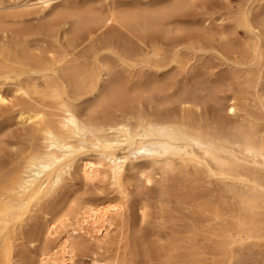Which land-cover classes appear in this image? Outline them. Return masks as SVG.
<instances>
[{
    "label": "bare ground",
    "instance_id": "bare-ground-1",
    "mask_svg": "<svg viewBox=\"0 0 264 264\" xmlns=\"http://www.w3.org/2000/svg\"><path fill=\"white\" fill-rule=\"evenodd\" d=\"M128 167L161 182L151 235L125 201L47 217L76 169L126 199ZM38 211L36 264H77L80 236L93 264L140 242L152 264H264V0H0V264Z\"/></svg>",
    "mask_w": 264,
    "mask_h": 264
},
{
    "label": "rangeland",
    "instance_id": "rangeland-1",
    "mask_svg": "<svg viewBox=\"0 0 264 264\" xmlns=\"http://www.w3.org/2000/svg\"><path fill=\"white\" fill-rule=\"evenodd\" d=\"M12 121L13 120L5 123L6 127H8L7 129H18L19 126L16 124L10 125ZM21 131L22 130H19L20 133ZM153 173L154 170L152 169H147L145 173H142L139 167H128L124 179V186L126 188V191L128 192V196L126 197V199H121L119 198L117 191L111 187L107 180H104L102 178H97L93 182L86 180L82 174V171L80 169H76L73 175L71 177H68L65 182L61 185L56 194L55 199H53L54 201H51L53 202V204H51L52 207H50L49 210H51L52 212L50 211L51 213H49L47 217L50 220H55L56 223H60V220L65 219V217L66 219L69 217H73V215L75 214V210L77 209L76 211H78L81 205H83L82 203L85 202L87 199L89 201H109L112 203H122L123 201H125L126 210L130 212L134 217L135 233L140 236L142 235L143 237L149 236L151 235L150 223L142 221L140 211L145 203L151 204V207L154 210H157V203L155 199L152 198H154V194L160 191L161 182H158V180H156V175ZM170 180L172 185L175 181L177 182L174 183V188L170 186ZM164 183L168 184H163L162 187L168 190L170 187L171 192L177 189V187L179 186L180 188L182 187L184 189L181 190L182 188H178L177 191L174 192L176 194H178V191L179 193L181 192L180 194H186L189 192L200 193L205 192L207 190L206 187L202 186L190 187L189 185H185L179 182L177 179L172 180V178ZM171 187L173 188V190H171ZM177 204L181 205L180 203ZM178 206L176 205V202H172L170 204L171 209H178ZM42 212L43 211L36 212L34 216L30 219L32 221H27L29 225L28 223L24 225V227L26 226L24 228V230L26 229V231H23V233L26 235V237L24 239V235L22 233V236L20 238H22L21 240H24L22 241L23 243L20 242L21 240H19L21 245L19 244L20 250L18 249L19 256L17 259L18 262L16 264L38 263L37 260L39 254L41 253V250H45L44 248H46V246L48 248V246L53 243V236L50 235L47 230V218L45 215H43L44 212L43 214ZM178 218L179 216L176 215L173 219L174 221H179ZM71 220H73V218ZM170 220L171 219L168 220L169 224L172 222V220L171 222ZM142 225H144V227L141 229L140 227H142ZM113 234H117V231H114ZM81 240L82 247L78 250L76 256L77 264H93V256L96 253H101L102 251L97 248L94 242L87 240V238H85L84 236H80V241ZM141 243L142 242H140L135 247V264H152L148 254L146 253V251L144 252L145 248H143V246L145 245Z\"/></svg>",
    "mask_w": 264,
    "mask_h": 264
}]
</instances>
